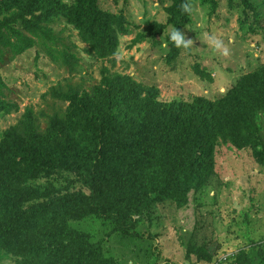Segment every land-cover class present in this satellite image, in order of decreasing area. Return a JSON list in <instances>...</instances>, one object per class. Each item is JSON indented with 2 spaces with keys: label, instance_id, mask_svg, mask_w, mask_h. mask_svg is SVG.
<instances>
[{
  "label": "trees",
  "instance_id": "obj_1",
  "mask_svg": "<svg viewBox=\"0 0 264 264\" xmlns=\"http://www.w3.org/2000/svg\"><path fill=\"white\" fill-rule=\"evenodd\" d=\"M70 1L0 0V66L39 46L54 63L76 73V46L54 30L62 19L78 31L89 55L114 57L120 38L131 34L127 19L103 11L99 0ZM169 1L166 24L151 25L152 41L168 29L183 35L190 22V14L180 7L188 0ZM210 1L214 10L216 2ZM228 5L242 8L246 20L250 10L255 26L264 30V21L247 0H228ZM147 39L136 34L130 48ZM168 43L166 62L173 66L184 47ZM193 71L212 81L199 64ZM101 76L92 93L71 85L51 89L48 95L68 103L69 112L51 116L41 131L27 108L2 139L0 261L5 253L16 264H113L98 244L68 223L91 217L129 234L136 215L149 212L182 185L204 186L215 166L216 148L240 150L257 143L259 114L264 113V66L217 101H162L156 89L130 77L107 68ZM9 93L0 76L1 116L19 111L7 99ZM58 182L65 186L58 187ZM211 245H191L188 254L210 264L219 251ZM258 255L264 263V252ZM233 264H252V259L240 251Z\"/></svg>",
  "mask_w": 264,
  "mask_h": 264
},
{
  "label": "rangeland",
  "instance_id": "obj_2",
  "mask_svg": "<svg viewBox=\"0 0 264 264\" xmlns=\"http://www.w3.org/2000/svg\"><path fill=\"white\" fill-rule=\"evenodd\" d=\"M247 1L264 21V0ZM190 2V22L182 31L190 44L173 66L166 62L173 30L151 40V25L166 24L169 0H99L103 11L124 16L130 25L131 34L120 38L118 52L111 59L89 55L72 25L65 19L56 23L55 32L61 31L76 46L77 72L54 63L39 46L0 66V76L10 91L7 99L19 107L17 113L0 115V143L27 108L33 111L41 131L54 114L64 117L69 104L53 100L50 90H67L71 85L92 93L100 86L104 68L156 89L160 100L170 102L217 101L240 79L264 66V30L255 26L250 10L246 20L244 10L230 8L228 0H215L214 10L210 0ZM138 33L147 35V41L130 48ZM196 63L212 81L194 74ZM258 123L256 145L240 150L216 148L215 166L204 186L182 185L164 201L154 203L149 212L136 215V227L129 234L114 230L111 222L91 217L71 221L68 227L98 244L103 257L113 264H206L188 254L189 246L204 244L219 246L210 264H233L240 251L249 254L252 264H264L258 255L264 252V113L259 114ZM56 185L65 186L62 182ZM1 256L0 264L17 263L9 254Z\"/></svg>",
  "mask_w": 264,
  "mask_h": 264
},
{
  "label": "clouds",
  "instance_id": "obj_3",
  "mask_svg": "<svg viewBox=\"0 0 264 264\" xmlns=\"http://www.w3.org/2000/svg\"><path fill=\"white\" fill-rule=\"evenodd\" d=\"M180 7L183 12L189 13V14H191L193 10L190 0H188V2L182 3ZM169 39L170 41L174 42V45L177 48H180V47L187 48L190 44V40H186L185 36L182 35L181 32L178 31L176 28H174L173 31L171 32ZM218 46L219 45L217 44V47Z\"/></svg>",
  "mask_w": 264,
  "mask_h": 264
}]
</instances>
